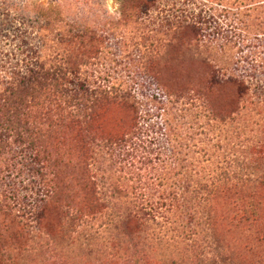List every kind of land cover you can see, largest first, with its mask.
I'll use <instances>...</instances> for the list:
<instances>
[{
    "label": "rangeland",
    "instance_id": "1",
    "mask_svg": "<svg viewBox=\"0 0 264 264\" xmlns=\"http://www.w3.org/2000/svg\"><path fill=\"white\" fill-rule=\"evenodd\" d=\"M30 60L84 108L0 146V206L45 201L39 231L0 226V264H264V0H0V91ZM136 205L158 219L123 236L108 214Z\"/></svg>",
    "mask_w": 264,
    "mask_h": 264
},
{
    "label": "trees",
    "instance_id": "2",
    "mask_svg": "<svg viewBox=\"0 0 264 264\" xmlns=\"http://www.w3.org/2000/svg\"><path fill=\"white\" fill-rule=\"evenodd\" d=\"M27 66L29 68L25 69L24 72L16 70L11 73L8 76L9 81H6V89L0 91V146H7L12 138H14L15 145L16 143L23 144L27 142L30 138L40 133V129L45 126V121L55 115L61 117V125L66 122H70L72 125L80 123L78 118L81 117V108H84L80 101L84 98V95L77 89L78 87L74 81L65 82L61 67L53 64L46 68L44 65H39L36 61L31 60L30 62L27 61ZM67 83L69 84L68 86L66 85ZM209 84L211 86L217 85L218 87L222 83L218 78L212 76ZM85 92L87 93V91ZM76 99L79 100V103L75 101ZM53 124L49 123L47 127L49 128ZM31 141L27 148L24 147L26 150H29V148L32 150ZM16 152L23 154V151L18 148H16ZM28 157L34 162L37 159L36 153H31ZM86 173H89V171ZM5 178L0 170V197L4 196L5 190H2V188L4 189ZM242 178L235 177L234 179H238L239 184L243 181ZM90 183L91 179L89 176L84 175L82 185L87 188L86 184ZM115 192H117V198H124L126 195L123 188H116ZM207 192L208 189L205 186L193 190V194L197 198L199 195L207 194ZM95 199L93 197L94 202L90 207L86 205L80 206L74 209V214L68 212L69 221L78 227L79 233H91L94 229V221L98 218L93 211L97 204ZM44 202V199H37L28 207L26 205L22 207L20 205L12 207L7 205L0 206V215L8 218L14 216L11 219L0 218V226L9 229L14 224L24 230L39 231L44 220ZM112 206H115V204ZM171 206L176 209H186L184 213H187L191 220L187 228L189 232L196 234V223H199L200 219H202L201 212H198L199 207L197 205L186 207L178 203ZM147 207L145 205H136L124 210L111 207V211L108 214V223L113 225L114 229L121 235L127 236L128 230L132 225L136 224L140 228L144 223H148V218H152L150 219L152 223L157 221L158 218L151 217L150 210Z\"/></svg>",
    "mask_w": 264,
    "mask_h": 264
}]
</instances>
